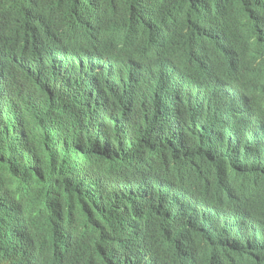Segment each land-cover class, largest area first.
Instances as JSON below:
<instances>
[{"label":"trees","instance_id":"1","mask_svg":"<svg viewBox=\"0 0 264 264\" xmlns=\"http://www.w3.org/2000/svg\"><path fill=\"white\" fill-rule=\"evenodd\" d=\"M42 1L41 27L0 30V233L52 249L58 229L130 264H264V0ZM128 17L112 40L137 48L141 100L129 60L85 77L99 37L68 40L79 19L106 41ZM23 36L46 42L22 81L5 45Z\"/></svg>","mask_w":264,"mask_h":264},{"label":"clouds","instance_id":"2","mask_svg":"<svg viewBox=\"0 0 264 264\" xmlns=\"http://www.w3.org/2000/svg\"><path fill=\"white\" fill-rule=\"evenodd\" d=\"M35 0H13V4L9 8L3 10V15L8 16L5 19L12 18L10 23L3 24L0 20V30H15L21 26L41 27L44 22L41 20L44 18L45 5L41 2L40 7H37ZM81 17V16H80ZM126 22L117 23L114 25V31H109L110 38L105 41V34L99 33V31L91 26L87 18L85 20L79 19L77 23L71 24L67 28L69 41H72L74 45L78 47L93 46L95 42L93 40H81L77 41V38L82 35H90L91 37L98 36V42L100 47L98 50L92 49L90 52L91 58L87 63H83V67L79 69L81 74L88 77L92 71H96L94 67H91L92 63L100 64L103 68L110 67L121 60L130 61V71L138 77V94L139 100H141L150 90L151 81L146 78L141 72L143 61L137 56L136 49L128 46H122L121 43L116 42L113 34L117 36H131L132 31L125 28L127 25H136V22L132 18H124ZM65 33V35L67 34ZM32 37V36H29ZM29 37H17L6 40L5 48L7 49V66L6 69L17 72L20 75L21 80L24 79L25 72L31 74V65L34 59L37 48L46 42V39L41 37L36 42ZM28 39V40H27ZM80 39H84L81 37ZM124 41V40H121ZM85 43V44H82ZM177 59L175 62H180ZM157 65V63H156ZM5 69V70H6ZM6 80V79H5ZM128 183L135 189L144 193L147 189L150 179V171L137 170L135 167V159L131 165V168L127 174ZM201 191V190H200ZM199 191V192H200ZM174 193H176L173 190ZM183 193L179 192L180 200L183 199ZM207 212V210H205ZM208 213V212H207ZM200 218V217H199ZM201 219V218H200ZM7 233V232H6ZM6 233H0V264H130V260L125 257L121 259L116 253L112 254L111 259H96L92 258L94 254L91 251L77 250L68 246L62 245L66 242V237L58 229H54L53 236L56 237L57 242L54 247L50 249V244L47 246L37 245L35 250L26 248L22 244H19L16 240L14 232L11 231L9 235ZM140 264H144V259L139 261ZM152 264H166V262L157 257L152 260Z\"/></svg>","mask_w":264,"mask_h":264},{"label":"rangeland","instance_id":"3","mask_svg":"<svg viewBox=\"0 0 264 264\" xmlns=\"http://www.w3.org/2000/svg\"><path fill=\"white\" fill-rule=\"evenodd\" d=\"M210 216L208 215V218H209Z\"/></svg>","mask_w":264,"mask_h":264},{"label":"water","instance_id":"4","mask_svg":"<svg viewBox=\"0 0 264 264\" xmlns=\"http://www.w3.org/2000/svg\"><path fill=\"white\" fill-rule=\"evenodd\" d=\"M208 220H211L210 218Z\"/></svg>","mask_w":264,"mask_h":264}]
</instances>
